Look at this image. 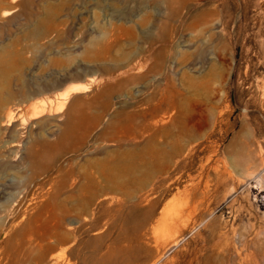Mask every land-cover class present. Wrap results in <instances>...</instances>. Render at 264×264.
I'll use <instances>...</instances> for the list:
<instances>
[{
  "label": "rangeland",
  "instance_id": "1",
  "mask_svg": "<svg viewBox=\"0 0 264 264\" xmlns=\"http://www.w3.org/2000/svg\"><path fill=\"white\" fill-rule=\"evenodd\" d=\"M8 105L0 264H123L193 200L156 264H264V0H0Z\"/></svg>",
  "mask_w": 264,
  "mask_h": 264
},
{
  "label": "bare ground",
  "instance_id": "2",
  "mask_svg": "<svg viewBox=\"0 0 264 264\" xmlns=\"http://www.w3.org/2000/svg\"><path fill=\"white\" fill-rule=\"evenodd\" d=\"M81 88L80 84H73L65 88L62 93L64 97H67L71 92L78 91ZM63 102L64 98L62 97L58 101L59 106H62ZM21 114V107L16 105L6 106L1 112V125L4 129L10 127L16 121V117ZM43 114L44 109L38 106L33 113V117H40ZM76 126L77 124L72 126L73 130L79 128ZM153 148L155 151L160 150L158 147ZM196 209L197 203L194 200L193 202L175 203L167 209H162L157 215L151 216L144 222H139L135 226V233L125 237L124 245L121 248L122 263L128 264L142 252L150 250L151 253L143 264H156L170 248L178 243L176 234L188 226Z\"/></svg>",
  "mask_w": 264,
  "mask_h": 264
}]
</instances>
